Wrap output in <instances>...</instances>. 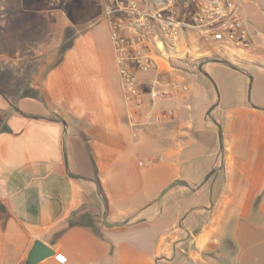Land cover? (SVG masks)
Segmentation results:
<instances>
[{
  "label": "crops",
  "instance_id": "1",
  "mask_svg": "<svg viewBox=\"0 0 264 264\" xmlns=\"http://www.w3.org/2000/svg\"><path fill=\"white\" fill-rule=\"evenodd\" d=\"M62 2L72 11L55 13V28L54 12L43 11L30 35L16 23L9 30L8 86L0 80V264H25L35 240L65 258L38 264H208L221 254L216 235L235 244L236 258L264 259V95L254 105L245 92L232 102L225 96L215 118L222 148L199 162L184 140L189 88L156 101L146 95L155 77L160 86L175 83L174 70L138 75L144 102L140 124L131 125L104 0ZM180 71L179 82L191 75ZM196 98L202 125L211 123L206 111L216 103L214 118L222 101ZM175 180L190 187L169 189L164 217L168 190L160 194Z\"/></svg>",
  "mask_w": 264,
  "mask_h": 264
},
{
  "label": "built area",
  "instance_id": "2",
  "mask_svg": "<svg viewBox=\"0 0 264 264\" xmlns=\"http://www.w3.org/2000/svg\"><path fill=\"white\" fill-rule=\"evenodd\" d=\"M103 17L133 126L140 124L138 109L144 102L139 74L155 72L160 78L177 69L176 63L188 65L192 50L198 57L234 60L253 43L234 0H104ZM157 83L161 80L155 77L147 87L150 101L187 90L177 83ZM55 258L65 261L61 255Z\"/></svg>",
  "mask_w": 264,
  "mask_h": 264
},
{
  "label": "rangeland",
  "instance_id": "3",
  "mask_svg": "<svg viewBox=\"0 0 264 264\" xmlns=\"http://www.w3.org/2000/svg\"><path fill=\"white\" fill-rule=\"evenodd\" d=\"M63 0H0V80L4 87L8 83L6 80L9 72V56H10V40L9 33L12 25L16 23L21 33L31 34L32 29H36L37 18H40V13L43 11L54 12V16L50 18V23L53 22V28L58 22L55 13L62 10L71 12V4L63 5ZM239 2V11L247 31L253 38V43L240 53V57L235 56L234 60H228L229 63L235 65L244 72L237 71L223 64L207 63L204 69L209 75L205 77L197 69L200 62L209 59H215L212 56H191V61L188 65L176 63L179 70H174L173 80L180 86L189 88L192 99L190 105L192 107V129L188 135L187 150L191 154L196 155L199 162L206 163L209 159L215 158L217 152L221 149L219 145L218 131L214 125L209 122H204L202 125L201 118V101L196 98L198 94L208 95L210 98L221 100L213 113L214 119L217 118V113L225 100V96L230 97V101H235L239 94L245 92L246 100L253 105L257 101V93L264 95V0H234ZM39 15V16H36ZM40 22V21H39ZM50 27V28H51ZM14 32V29H13ZM207 47L206 45H203ZM188 59V58H187ZM251 61V62H250ZM14 70V67H13ZM191 72V75L184 74V81L179 82L177 76L183 74L182 71ZM251 79V89L249 93L247 87ZM0 84L2 87L3 85ZM139 136L136 140L138 141ZM146 155L143 154V157ZM209 174V173H208ZM206 174L203 180L208 175ZM161 199L165 212L164 217L169 216L167 204L169 199V190ZM160 203V202H159ZM218 243L215 244V249L220 251V257L215 261H209L208 264H264V259L260 257L243 256L236 258L234 253V243H227L220 235H216Z\"/></svg>",
  "mask_w": 264,
  "mask_h": 264
},
{
  "label": "water",
  "instance_id": "4",
  "mask_svg": "<svg viewBox=\"0 0 264 264\" xmlns=\"http://www.w3.org/2000/svg\"><path fill=\"white\" fill-rule=\"evenodd\" d=\"M207 63H218V64H223L227 67H230L232 69H235L237 71H240V69L238 67H236L235 65L229 63L226 60H220V59H209V60H204L202 62L199 63L197 69L200 73H202L205 77L209 78L208 73L206 72V70L204 69L205 64ZM250 89H251V79L249 81L248 84V100H249V93H250ZM216 103H214L213 105H211L207 111H206V117L207 119L213 123L217 129H218V138H219V145L220 148H222V131H221V127L219 125V123L212 117L211 115V111L213 110V108L215 107ZM210 174H208L206 176V179L209 177ZM176 185H183L186 187H190V185L184 181V180H175L174 182L170 183L169 185H167L162 191L160 195H163L167 190H169L170 188H172L173 186ZM103 223L105 226L110 227L112 226L111 224H108L106 222V218L105 216H103ZM122 223L118 222V223H114V225H120ZM56 256V253L54 252V250L46 245L45 243H43L40 240H35L33 243V246L28 254V257L25 261V264H38L39 262H41L42 260L49 258V257H54Z\"/></svg>",
  "mask_w": 264,
  "mask_h": 264
}]
</instances>
